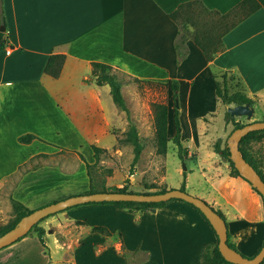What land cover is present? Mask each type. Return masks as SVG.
I'll return each mask as SVG.
<instances>
[{"label":"crops","instance_id":"obj_1","mask_svg":"<svg viewBox=\"0 0 264 264\" xmlns=\"http://www.w3.org/2000/svg\"><path fill=\"white\" fill-rule=\"evenodd\" d=\"M241 1L0 0V27L8 36L0 52V196L34 210L90 193L94 185L86 165L97 163L93 147L115 148L128 121L109 86L95 84L92 63L112 68L139 127L137 115L145 108L137 83L177 82V98L183 99L179 111L184 108L186 114L202 107L203 89L215 97L213 70L233 72L249 98L264 99V0H255L259 8L240 21L233 20L237 14L221 18ZM187 3L195 5L180 9L175 22L170 14ZM195 34L211 38L212 48L220 49L212 61L205 60ZM51 55L65 57L57 78L44 73ZM181 84L186 85L183 95ZM170 120L167 114V139ZM26 135L34 138L20 142ZM203 163L195 159L188 172L178 169L185 176V192L220 211L229 242L253 257L264 239L257 194L240 177H211ZM105 177L94 187L97 192L116 189ZM182 179L168 186L163 176V188L179 189ZM39 226L44 246L35 233L28 234L0 249V264H202L205 250L216 244L203 217L178 200L132 212L84 204L57 212ZM97 227L109 235L94 231ZM47 239L59 254L55 260L44 250ZM139 253L144 259L129 263V256Z\"/></svg>","mask_w":264,"mask_h":264},{"label":"rangeland","instance_id":"obj_2","mask_svg":"<svg viewBox=\"0 0 264 264\" xmlns=\"http://www.w3.org/2000/svg\"><path fill=\"white\" fill-rule=\"evenodd\" d=\"M111 73L115 75L112 70ZM227 82L229 92L239 89L236 81L228 80ZM170 85V83H137L136 86L142 96L140 102L145 108L140 115H137V118L140 120V127L134 121L135 116L130 112L129 116L136 126L139 141L142 144V152L138 161L131 168L134 153L132 144L126 140L129 129V122L127 121L125 131L120 133L121 139L117 146L110 151L101 152L97 163L93 164L90 169L95 188L104 184V180H106L105 176H108L115 188L126 187L129 191L138 193L148 188H153L154 190L164 189L163 176L168 186L176 185L182 179L178 175V169L184 170L185 168L184 171L188 172L194 164L195 159L200 161L201 159L205 160L206 163H203V170L213 178L236 177L232 174L229 164L220 156L215 148L223 149L227 146L234 122L245 125L255 121H264V99L258 97L252 98L254 100V113L251 118L247 119L245 116L228 117L225 114L227 106L217 103L214 95L212 96L209 90L207 92L203 89L201 96L202 107L191 108L190 113L186 114L187 112L184 108H182L181 112L179 111V102L181 100L183 103V99L178 100L177 98L176 101L173 100V91ZM185 87V84H181V95L185 93ZM156 105L163 106L166 109V117L168 114L171 119L168 124L167 134L169 138L167 139L166 136L164 154L158 153L159 145L154 123V106ZM147 106L149 107L148 110ZM174 108H177L180 120V141L182 146L180 153L184 158L183 160L179 159L178 149L172 141L174 136ZM245 148L264 175V137L260 140L249 141L245 145ZM83 153L84 159L88 161L92 159L89 158L87 151L84 150ZM5 159L11 160V158ZM231 187L235 188L237 186L231 183ZM258 198L264 209L262 199L259 196ZM55 215L57 216V213L47 218L49 219ZM14 217L9 196L1 195L0 228L12 222ZM33 234L32 231L29 236L31 237ZM113 239L118 240V237L114 236ZM51 240H46L47 248L45 247L46 249L44 250H49L52 253L53 260H55L56 257H59V254H54L55 250L53 249ZM134 255L129 256V263L144 259L142 253Z\"/></svg>","mask_w":264,"mask_h":264},{"label":"trees","instance_id":"obj_3","mask_svg":"<svg viewBox=\"0 0 264 264\" xmlns=\"http://www.w3.org/2000/svg\"><path fill=\"white\" fill-rule=\"evenodd\" d=\"M191 5H195V3H187V4L181 5L177 10H175L174 12H172L170 14V17L176 22L177 18L179 16V13H180V9H183L184 7H188ZM258 8H259V4L255 0H243L233 10H231V12L223 15L221 18L225 19V18L229 17V15H231V14H237V15H239V17H237V19L234 17L235 19H233V20L240 21L242 19V17L248 16L249 14L256 11ZM204 11L208 12L205 9H204ZM236 21L231 22L230 26H233L236 23ZM230 26H229V28H230ZM182 27H183V30L187 28V26H185V25H183ZM225 29H227V28H225ZM193 37H194V42L201 49V51L205 57V60L207 62L212 61L213 58L216 56V54L220 51V49H218L216 47L212 48L211 45H212L213 41L211 38L207 37L205 39H202V38L200 39V36L198 34H195ZM182 38H183V34L181 33L179 35V39H182ZM7 45H8V36H7L5 29H4L3 32L0 31V52ZM178 47H179V45L177 44V48ZM64 60H65V57L62 55H51L48 58L46 65L44 67V73L51 76L52 78H57L60 75ZM111 70H112V68L106 64L92 63L91 74L94 78L96 85L106 84L109 86L110 94H111V97H112L114 104L121 111H123L126 114L127 120L129 122V129L127 131L126 140L132 144L133 153H134L132 165H131V168H132L134 166V164L138 161L139 156L142 152V144L139 141L136 126L134 125V123L131 121V119L129 117V110H128L126 103L123 99V95L121 92L122 83L120 80L117 79V77L113 73H111ZM211 76L213 79L214 93H215V97H216L217 102H219L220 104L227 106V107L237 106V105H245V104H248L250 107L254 106V100L252 98H249L246 95L245 85H244L243 81L236 74H234L233 72H230V71L217 72V71L213 70V71H211ZM228 80L229 81H233V80L236 81V85L239 86V89H235V90H233V92H229V86H228V82H227ZM170 88L173 91V100L176 101L177 100V91H178L177 82H172L170 85ZM234 88H235V85H234ZM154 107H155V116H154L155 132H156V136L158 139V145H159L158 153L164 154L165 142H166V109L163 106H159V105H156ZM225 114L228 117H230V115L227 111H225ZM173 125H174V136L172 138V141L178 149L179 159L183 160L184 158H183L182 154L180 153L181 147H182L181 141H180L181 128H180L177 108H174V110H173ZM243 126H244L243 124H239V123L234 122L233 130L241 128ZM263 137H264V130L253 131V132L248 133L246 136H244L241 139V141L239 143V150H240L243 158L255 169V171L260 175V177L264 181L263 173L258 169L255 160L253 159L251 154L245 148V145L248 144L249 141L260 140ZM33 138H34V136H32V135H26V136L20 137L19 141L23 142V143H28ZM215 149L220 154V156L229 164L232 174L236 177L241 178L240 174L235 169L233 162L229 158L228 147L225 146V148H223V149L216 147ZM93 150L95 152V159H96V161H98V154L103 152V150L96 148V147H93ZM86 166H87L88 174L90 175L91 166L88 164ZM241 179H243V178H241ZM184 181H185V176L183 173L182 183H181V186L179 188L182 191H185ZM244 181L247 182L246 180H244ZM148 189H151V188H148ZM251 189L253 190V192H255L262 199L261 195L254 188L251 187ZM102 191L106 192L105 189H103ZM164 191H165V189H159V190H155L153 192H144V193H163ZM93 192H97V190L91 186L90 193H93ZM110 192L136 193V192L129 191L126 187L116 188ZM175 200L176 199H171L168 201L156 202V203H153V202L140 203V202L117 201V202H98V203L92 202V203H86V204H111L119 210L132 212V211L145 210L148 208H161V207L165 206L168 202L175 201ZM178 201H181V200H178ZM10 202H11L15 217H14V220L12 222H10L9 224L0 228V236L3 235L4 233H6L7 231H9L10 229H12L22 217L26 216L27 214H29L32 211L14 199H10ZM182 202H184V201H182ZM262 203H263V199H262ZM187 204H189V203H187ZM80 205H84V204H80ZM189 205L192 206L191 204H189ZM76 206H79V205H76ZM76 206H73V207H76ZM192 207L203 217V219L205 220L207 225L213 231L215 238H216V244L212 247H208L205 250V252L203 253L202 258H201V263L202 264H232V263L224 260V258L219 253L218 247H217V236H216L214 230L212 229L211 225L208 223L207 219L202 215V213L197 208H195L194 206H192ZM67 209H69V208H67ZM67 209H65V210H67ZM216 212L221 216V218L223 220H225L224 215L220 211L216 210ZM49 216H51V215H49ZM49 216H47V217H49ZM47 217H45V218H47ZM45 218H43L37 224H35L32 227V229L25 235V236H27L28 234H30L33 231V233L36 234L38 241L43 246H44L43 235H44L45 231L43 228H41L39 226V224ZM93 230L94 231H100L102 233H105L106 235H109V233L103 228L97 227V228H93ZM25 236H23V237H25ZM23 237H21V238H23ZM20 239H18L17 241H19ZM227 243L231 248L235 249V247L229 242L228 232H227ZM262 244H263V241H262L259 249L257 250V252L260 250ZM123 256H126V254L124 252H123ZM261 264H264V260L261 262Z\"/></svg>","mask_w":264,"mask_h":264},{"label":"water","instance_id":"obj_4","mask_svg":"<svg viewBox=\"0 0 264 264\" xmlns=\"http://www.w3.org/2000/svg\"><path fill=\"white\" fill-rule=\"evenodd\" d=\"M0 31L3 32L4 27H0ZM226 111L231 117L245 116L247 119L251 118L254 113L253 107H250L248 104L227 107ZM259 130H264V121L251 122L245 124L241 128L233 130L229 136L227 147L229 149V158L233 162L235 169L238 171L241 178L246 180L251 187L261 195L264 203V181L255 169L243 158L239 150L241 139L248 133ZM171 199L189 203L202 213L217 236L219 253L227 262L232 264H261L264 260V240L260 250L253 257L248 258L243 256L228 245L226 222L216 210L204 200L194 197L180 189H169L165 190L163 193H121L106 191L70 196L34 209L29 214L22 217L12 229L0 236V249L15 243L18 239L25 236L32 227L43 218L76 205L92 202L117 201L156 203Z\"/></svg>","mask_w":264,"mask_h":264}]
</instances>
